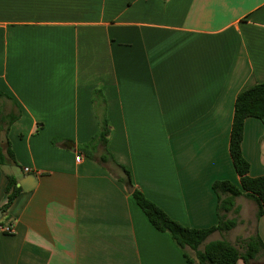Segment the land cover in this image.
<instances>
[{
  "label": "crops",
  "instance_id": "0c3cea01",
  "mask_svg": "<svg viewBox=\"0 0 264 264\" xmlns=\"http://www.w3.org/2000/svg\"><path fill=\"white\" fill-rule=\"evenodd\" d=\"M262 83L264 0H0V151L13 155L0 165V225L13 228L0 264H187L122 168L180 225L215 226L212 184L239 183L234 102ZM241 152L263 177L260 120L244 121ZM10 176L25 189L3 210ZM235 206L264 245V215Z\"/></svg>",
  "mask_w": 264,
  "mask_h": 264
},
{
  "label": "trees",
  "instance_id": "16d2710c",
  "mask_svg": "<svg viewBox=\"0 0 264 264\" xmlns=\"http://www.w3.org/2000/svg\"><path fill=\"white\" fill-rule=\"evenodd\" d=\"M247 118H255L264 125V83L257 84L240 92L234 102L233 118L229 138V155L234 170L239 177V183L229 181H216L212 184V190L217 197L216 214L218 222L215 226L206 229H192L184 227L167 216L164 211L149 201L139 190L131 193V198L142 211L149 224L160 233L169 235L173 243L182 252L187 264H236L242 260L245 264H253L264 257V245L260 237L255 233L246 239H239L236 245L225 240L207 242L213 233L225 234L236 226V220L229 215H238L235 200L245 197L256 206L255 218L258 220L264 215V176L251 178L248 176L249 164L241 152L244 121ZM108 127L102 122L96 140L106 145ZM95 139L89 145L88 153L91 154L95 145ZM6 156L13 161V155L9 144L6 143ZM0 151V165L6 164V157ZM105 158L101 159L104 162ZM126 178L124 183L131 186L128 171L122 168ZM14 177H8L5 187L6 203L2 207L6 210L20 193ZM3 226V225H0Z\"/></svg>",
  "mask_w": 264,
  "mask_h": 264
},
{
  "label": "rangeland",
  "instance_id": "374dc122",
  "mask_svg": "<svg viewBox=\"0 0 264 264\" xmlns=\"http://www.w3.org/2000/svg\"><path fill=\"white\" fill-rule=\"evenodd\" d=\"M228 217L234 218L236 220V226L232 231L224 234L225 236L222 237L223 240L228 241L230 239V241L233 244H236L238 239H245L247 237V234L253 233L252 231H253L254 219H253L252 213H248L247 215H243L241 217L239 215L232 214V215H229Z\"/></svg>",
  "mask_w": 264,
  "mask_h": 264
},
{
  "label": "built area",
  "instance_id": "2783aa9c",
  "mask_svg": "<svg viewBox=\"0 0 264 264\" xmlns=\"http://www.w3.org/2000/svg\"><path fill=\"white\" fill-rule=\"evenodd\" d=\"M79 156L75 157V161L79 162ZM27 169H24V172H27ZM0 233L1 234H7V235H11L13 233V228L11 225H7V226H0Z\"/></svg>",
  "mask_w": 264,
  "mask_h": 264
},
{
  "label": "water",
  "instance_id": "95a60500",
  "mask_svg": "<svg viewBox=\"0 0 264 264\" xmlns=\"http://www.w3.org/2000/svg\"><path fill=\"white\" fill-rule=\"evenodd\" d=\"M16 186H17V187H22L23 189H25L24 184L21 183V182H20L19 184H17ZM132 191H133L132 187L129 186V187H128V192H129V193H132Z\"/></svg>",
  "mask_w": 264,
  "mask_h": 264
}]
</instances>
